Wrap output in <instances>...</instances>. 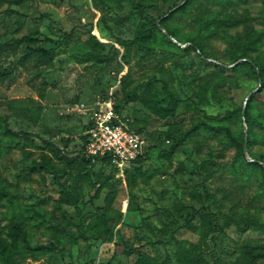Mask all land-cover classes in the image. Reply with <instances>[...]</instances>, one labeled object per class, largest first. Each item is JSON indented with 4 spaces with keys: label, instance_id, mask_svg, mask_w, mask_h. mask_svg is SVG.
I'll return each instance as SVG.
<instances>
[{
    "label": "rangeland",
    "instance_id": "obj_1",
    "mask_svg": "<svg viewBox=\"0 0 264 264\" xmlns=\"http://www.w3.org/2000/svg\"><path fill=\"white\" fill-rule=\"evenodd\" d=\"M11 1L0 0V48L31 33L57 53L52 69L35 76L31 64L16 63L23 46L16 55L6 48L0 51V65L15 74L12 84L0 82V111L9 115L18 133L0 142V189L5 192L0 231L17 215L33 244L57 246L51 252L23 249L16 264H133L125 244L168 240L178 225L191 219L192 207L207 206L208 213L193 219L194 228L180 229L167 249L149 248L152 255L163 260L169 253L175 262L179 252L196 246L203 264H237L238 256L253 246L252 253L259 255L253 264H264V232L226 224L241 213L264 219L263 185L257 175L246 177L235 168L237 149L228 146L223 133L208 128L259 88L246 69L224 73L217 65L236 64L230 63L231 52L241 48L247 29L264 34V0L190 2L168 21L183 42L168 37L187 53L166 42L152 46L147 38L151 24L136 14L133 0ZM137 1L151 5L158 18L188 2ZM216 14L231 16L238 24L214 25L199 35L200 24ZM250 57L240 61L264 57V38ZM152 85L162 105L169 91L181 98L176 117L160 118L141 102L140 95ZM258 98L257 108L262 109L264 93ZM108 99L120 103L151 146L144 172L134 181L111 163L84 158L85 115L77 107L91 111ZM229 123L234 130L240 127L238 117ZM195 124L199 128L191 131ZM242 124L246 130L244 120ZM253 130L261 137L252 151L264 153V131L257 124ZM188 132V141L173 154L161 153L173 147L175 135ZM51 147L70 162L57 159ZM245 156L255 161L248 150ZM44 157H51V163L38 166ZM64 191L76 203L65 202ZM104 208L117 220L110 240L98 236Z\"/></svg>",
    "mask_w": 264,
    "mask_h": 264
},
{
    "label": "trees",
    "instance_id": "obj_2",
    "mask_svg": "<svg viewBox=\"0 0 264 264\" xmlns=\"http://www.w3.org/2000/svg\"><path fill=\"white\" fill-rule=\"evenodd\" d=\"M23 0H12L11 2L20 3ZM194 0H188L187 3L182 4L178 9L169 13L165 18H158L153 11L151 10V5H147L137 0H133L134 8L136 14L146 19L150 22L151 27L149 28L148 40L151 42L152 46L164 45L163 42H166L170 46H174L177 50L187 53V48H182L180 45L173 42L168 35L173 36L176 40L183 42V39L179 33L169 25L168 21L180 11H186L189 7V3ZM222 2H229L230 0H220ZM238 24V20L232 18L231 16L220 17L217 14L205 19L199 27L198 34L202 35L207 27L214 25L233 27ZM164 28L166 33H162L161 29ZM264 38L262 31H257L254 29H247L246 36L242 39L243 44L237 52H231L230 63H236L233 67L228 68L226 66L217 65L219 69L226 72H241L247 70L250 74L256 77L259 81V88L252 93L249 98L246 100L244 105L237 106L235 109L229 111L224 119H222L217 124L209 125L208 128L211 131L221 132L227 138L228 146L234 147L237 149L236 156L234 159L235 168H241V173L246 174V177L257 175L260 178V181L264 188V168L259 163V161L264 163V153H256L252 151V145L256 143L261 135L256 133L253 130L254 124H257L264 131V108L258 109L257 103L259 101L258 96L261 93H264V57L260 60L254 61H239L242 58H251L250 51L257 50ZM42 39L35 37L33 34H27L20 38H11L10 42L4 43L0 48V51H3L4 48L10 50L8 54L16 55L18 49L23 46L22 52L18 57L16 63L21 66H26L31 64V67L34 70L35 76H42L43 73L52 69L54 65V60L57 56L56 48L44 47L42 44ZM235 44V41H232V45ZM197 48L202 49L199 42H195ZM239 61V62H238ZM15 80V74L11 68L3 67L0 65V82L12 84ZM43 82L45 80L43 79ZM163 87H166L164 84ZM170 98L166 104L162 105L157 100V87L152 85L147 88L141 95L140 100L143 102L153 113L163 119L174 118L177 115V110L179 104L181 103V98H179L174 92L169 91ZM117 109L122 111V106L120 103H117ZM235 117H238L240 121V127L237 130H234L230 125L229 121L233 120ZM246 123V130H244L242 122ZM130 127L145 135V133L140 128H136L133 122L129 121ZM199 128V125H193L191 131H196ZM188 133L183 136L175 135L174 145L168 151H161V153H166L171 155L175 152V149L178 145L186 143L188 141ZM8 136H18V133L14 132L10 125V117L8 114L2 113L0 111V142L2 137ZM147 137V136H146ZM247 146L250 156L255 159V161H250L244 153V146ZM151 146L148 144L145 151L132 163L129 168L125 169L127 172V178L129 181H134L137 174H142L144 164L149 158ZM84 145L82 150H84ZM52 154L57 159H65L70 162L71 159H68L61 151L57 148L51 147ZM46 156V155H45ZM84 158L87 161L93 160V158L88 157L84 151ZM94 160H100L108 162V159L105 157H97ZM51 163V157H44V159L39 163L38 166L43 167L44 164L49 165ZM115 168V167H114ZM116 169V168H115ZM99 191V190H98ZM98 191L96 195H98ZM5 196V192L0 189V198L2 199ZM63 200L67 203H76V199L70 192L64 191ZM104 211L107 208L103 209ZM208 213L209 207H200L198 209L192 207L191 219L186 221L185 224L178 225L176 229L173 230L171 237L168 240L163 238H149L137 245L128 246L125 244L124 251L130 256H134L133 264H203L204 259L202 257L200 250L196 246H191L190 251H183L177 254L175 262L172 261V257L167 253L166 258L163 260H158L152 253L148 250L149 248H158L162 246L163 248H168L169 245L176 241V233L182 228H194L192 221L201 213ZM115 217L108 215L107 211L101 215L102 228L98 232L100 238L104 240L111 239V228ZM117 221V220H116ZM234 223L235 226L240 230H245L251 228L256 231L264 232V219L260 216H255L249 213H241L237 217H230L226 219V224ZM161 231V230H159ZM246 248V246H245ZM254 248L250 246L242 255H239L237 258V264H253L258 259L257 253H252L251 249ZM23 249L33 250V251H46L51 252L57 250V246L54 244H45V245H35L31 242L27 227L25 226L22 219H19L17 215H12L10 217V222L8 229L6 231H0V264H16L18 256L22 254ZM91 264V263H89Z\"/></svg>",
    "mask_w": 264,
    "mask_h": 264
},
{
    "label": "built area",
    "instance_id": "obj_3",
    "mask_svg": "<svg viewBox=\"0 0 264 264\" xmlns=\"http://www.w3.org/2000/svg\"><path fill=\"white\" fill-rule=\"evenodd\" d=\"M77 110L85 115V154L93 159L107 158L123 175L132 161L145 151L146 135L130 127V118L117 109L115 100L108 99L91 111L80 106Z\"/></svg>",
    "mask_w": 264,
    "mask_h": 264
},
{
    "label": "water",
    "instance_id": "obj_4",
    "mask_svg": "<svg viewBox=\"0 0 264 264\" xmlns=\"http://www.w3.org/2000/svg\"><path fill=\"white\" fill-rule=\"evenodd\" d=\"M169 37H170L171 39H173L174 41H176V39H175L173 36H170V35H169ZM239 61H240V60H239ZM239 61H238V62H239ZM256 90H257V89H255L253 92H255ZM249 96H250V94L246 97L244 103H246V100L249 98ZM244 153L247 154V146H246V143H245V146H244ZM261 163L264 165L263 162H261Z\"/></svg>",
    "mask_w": 264,
    "mask_h": 264
}]
</instances>
